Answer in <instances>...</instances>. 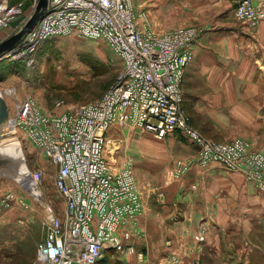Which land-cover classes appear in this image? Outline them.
<instances>
[{
    "label": "built area",
    "instance_id": "obj_1",
    "mask_svg": "<svg viewBox=\"0 0 264 264\" xmlns=\"http://www.w3.org/2000/svg\"><path fill=\"white\" fill-rule=\"evenodd\" d=\"M48 8L5 58L33 63V55L55 36L77 35L103 40L122 60L123 70L103 96L60 113L46 110L27 96L10 117L17 131L55 168L54 184L64 211L51 213L38 245L42 264H103L108 253L133 254L141 239L145 206L134 160L113 165L105 157L117 147L107 133L117 125L152 133L163 139L180 131L199 148L193 158H179L173 175L181 178L191 166L220 162L244 174L264 192V155L244 139L216 142L203 137L188 122L183 108V76L194 57V43L203 28L190 26L157 33L135 0H48ZM37 0H0V43L18 32L32 15ZM238 19L251 25L264 21V0H239ZM63 106L56 103V108ZM12 115V116H11ZM46 171H30L36 188ZM9 195L7 199H11ZM7 205L8 201H7ZM202 226L196 240H204ZM142 258L144 255L139 254ZM180 264L169 255L161 264ZM200 264V260H196Z\"/></svg>",
    "mask_w": 264,
    "mask_h": 264
},
{
    "label": "crops",
    "instance_id": "obj_2",
    "mask_svg": "<svg viewBox=\"0 0 264 264\" xmlns=\"http://www.w3.org/2000/svg\"><path fill=\"white\" fill-rule=\"evenodd\" d=\"M238 2L135 0V6L148 11L154 19L169 11H173L170 17L176 16L186 9V25L204 30L194 43V57L183 76V108L189 124L207 139L228 141L241 137L264 152V21L251 25L245 19H237ZM137 132L141 131L114 125L107 136L119 144V139L124 140L129 148L151 155L150 146L155 147L156 143L141 138ZM180 133L155 140L168 141L183 158L197 155L196 143ZM147 135L151 139L154 136H144ZM133 155L131 152L128 157L133 160ZM106 156L114 166L122 160L108 151ZM162 177L163 183L157 181L155 189L146 190V185L139 184L145 206L141 226L148 234V247L166 249L165 242L171 239L170 249L181 254V264H194V260H200V264H221L226 257L232 258L228 248L232 247L241 258L242 251L253 244V236L259 230L264 232V193L243 173L211 162L191 166L181 178L173 179L168 171ZM202 226L208 229L200 246L196 236ZM165 256L159 257L160 263Z\"/></svg>",
    "mask_w": 264,
    "mask_h": 264
},
{
    "label": "rangeland",
    "instance_id": "obj_3",
    "mask_svg": "<svg viewBox=\"0 0 264 264\" xmlns=\"http://www.w3.org/2000/svg\"><path fill=\"white\" fill-rule=\"evenodd\" d=\"M146 12L149 22L157 33L193 26L185 23L188 17L186 9L172 17L169 15L173 11L165 12V15L160 14L156 19L152 18L153 16L150 17L148 11ZM33 58L31 65L26 64L25 61H13L6 58L0 60V92L7 100L11 114L16 111L17 103L27 96H32L46 110L56 113L95 102L103 96L123 70L122 60L103 40H93L77 35L52 37L40 47ZM104 63H109L111 70L109 73L101 75L96 68ZM57 102H62L63 106L56 108ZM3 133L4 129L0 126V138ZM137 133L138 136H143L141 138H149L151 142L156 143L155 147L150 146L151 155H145L141 149L129 148V144L119 138H117L120 141L118 148L112 152H110L111 149L107 151L112 153L113 157H119L120 160L130 158L131 156L128 157V155L132 152L136 160L134 167L138 186L139 184L146 185V190L147 187L155 189L156 185L154 184L157 181L162 180L163 183L162 176L167 171L173 179H177L173 175V169L176 161L183 156L179 155L175 146L166 140L156 141L155 139H159L154 136L152 139L148 135L144 136L149 132ZM180 134L186 137L184 139L195 144L186 134L182 132ZM16 136L21 143V155L25 158L29 171L37 167L46 171L45 184L38 188L39 193L35 195L30 189L25 188L27 184L21 183L16 177L18 173L23 174V171H16V166L11 162L0 166V264H36L38 262V245L51 214L47 210V205L50 204L53 210L59 214H62L65 205L62 195L54 184L55 168L48 164L42 153L37 151L20 131L16 130ZM210 140L230 142L234 139L219 141L211 138ZM260 152L264 155V152ZM195 156L184 158H194ZM105 157L110 162L106 154ZM4 158L7 157L0 156V159ZM27 187L29 188V185ZM9 195H13L10 200L7 199ZM7 201L9 205H7ZM153 221L158 223L156 219ZM262 221L264 223V219ZM206 233L207 231L203 236ZM147 235V232L143 230L142 238L134 242L135 253L127 255L111 253L113 256L108 255L104 264H161L159 257L162 254H166L162 258V262L169 255L176 254L180 258V264L182 263L181 254L170 249L173 247L171 239L166 240L165 245L168 246L166 249L154 250L146 245ZM197 243L200 246L203 245L201 242L197 241ZM253 244L250 243L242 251L241 258L232 247H225L228 248L232 258L226 257L221 264H227V261L231 264H264V232L259 230V233L253 236ZM140 253L144 257L140 258ZM188 253L194 255L195 251L188 250ZM193 263L199 264L195 260Z\"/></svg>",
    "mask_w": 264,
    "mask_h": 264
},
{
    "label": "bare ground",
    "instance_id": "obj_4",
    "mask_svg": "<svg viewBox=\"0 0 264 264\" xmlns=\"http://www.w3.org/2000/svg\"><path fill=\"white\" fill-rule=\"evenodd\" d=\"M0 95H2L1 92ZM108 139L113 140L110 138ZM114 142L117 143L116 145H118L117 141ZM116 148H118V146L111 149V151H114ZM0 156H6L7 158H10L11 163L16 166V171H23L24 175H20L19 173L18 175H15L21 183L27 184V186L29 185V188L27 186L25 187L27 190L30 189L35 195L39 193V189L36 188L34 182L31 181L30 171L26 167L25 158L21 155V143L16 136V127L13 125V121L10 117L7 119V124L4 125V133L0 138ZM39 262L42 264L40 257Z\"/></svg>",
    "mask_w": 264,
    "mask_h": 264
},
{
    "label": "water",
    "instance_id": "obj_5",
    "mask_svg": "<svg viewBox=\"0 0 264 264\" xmlns=\"http://www.w3.org/2000/svg\"><path fill=\"white\" fill-rule=\"evenodd\" d=\"M48 0H38L36 8L34 9L32 15L28 19V21L24 24V26L16 32L9 39L0 43V60L5 57V54L15 45L17 44L26 33H28L37 22L40 20L42 15L48 8ZM10 117L9 104L3 95H0V126L4 129V125L7 124V119ZM11 162V159L4 158L0 159V166L7 165Z\"/></svg>",
    "mask_w": 264,
    "mask_h": 264
},
{
    "label": "trees",
    "instance_id": "obj_6",
    "mask_svg": "<svg viewBox=\"0 0 264 264\" xmlns=\"http://www.w3.org/2000/svg\"><path fill=\"white\" fill-rule=\"evenodd\" d=\"M97 72H99L101 75H104V74H107L110 72L111 70V65L109 63H104L102 64L101 66L97 67L96 68ZM110 255V253H108L106 255V257L103 259V264H104V261L106 260L107 256Z\"/></svg>",
    "mask_w": 264,
    "mask_h": 264
}]
</instances>
